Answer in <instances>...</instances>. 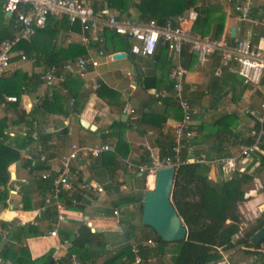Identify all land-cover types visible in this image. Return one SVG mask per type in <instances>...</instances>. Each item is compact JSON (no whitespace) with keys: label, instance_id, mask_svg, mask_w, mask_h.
<instances>
[{"label":"crops","instance_id":"obj_1","mask_svg":"<svg viewBox=\"0 0 264 264\" xmlns=\"http://www.w3.org/2000/svg\"><path fill=\"white\" fill-rule=\"evenodd\" d=\"M82 1L90 6L94 12L107 9L118 19L128 20L134 24L145 23V18L139 16L133 7L129 8L127 15L118 16L116 11L106 6L104 0ZM213 4H219L224 13L223 30H226L230 35V31L233 29L234 38L240 39L245 37L252 44L261 45L260 39L264 31L260 26L238 23L226 17L232 9V5L227 3L226 0H220L218 3ZM263 8L264 5L261 1L252 0L253 12L251 11V16L262 17L264 20ZM5 18L9 19L10 17L5 16ZM61 18L49 17L45 29L35 34L27 42L30 44L31 57L27 58L22 54L21 50H13L9 67L3 73L4 76L6 77L10 73L20 71L37 83L33 90L27 89L26 94L19 96L16 101L18 103L17 109L26 113L40 98L43 96L49 97L53 91L59 92L62 97L66 96L62 103V108L65 111L64 115H40L39 117L42 118L36 124V129L42 130L45 133L55 134L54 132H58L57 135L55 134V137H50L49 142L52 145L47 151L52 155V158L47 163L48 168L52 171L57 168L59 158L68 150V146L72 144L79 146L108 144L113 149L116 142L115 139L102 141L100 140V136L108 134L110 125L115 121H119L125 125L122 133L125 146L123 149L124 156L116 158L118 169L114 171L112 178L105 177L104 173L101 174L104 169L100 167V163H96L97 160L77 161L76 165L71 167V171L75 173L71 176V183L75 190L82 191L81 199L85 205L84 212H87L88 208H92L93 211L89 213V216H85L86 220H84L81 213L67 211L63 207L65 219L58 227L56 237L45 235L53 228L51 221H47L46 223L40 222L41 218L39 214H35V211L41 205L36 209H31L33 195L35 192L39 193L33 187L30 178L27 179V176H30L27 172L28 168H23L18 163L12 164L8 168L10 182L4 192V201L11 202L13 207L15 206L13 201H16V205L17 203H21L22 208L20 210L14 209L11 212L5 210L4 206L0 205V220L5 226L0 227V252L3 248H7L12 252L24 249L28 251L32 260L49 252L51 253L50 258L52 262H58L64 258L69 248L67 241H60L58 234L60 230L69 231L74 234L77 223L80 221H83L82 223L85 225L89 222L90 227L88 228L92 232L98 233H119L121 228L119 222L123 220L129 222L130 225L127 226L125 224L123 226H127L129 237L126 240H118L112 242L110 245H106V249L116 251L125 243L130 244L132 247L136 246L135 238L139 233L136 226L140 224V218L139 220L136 219V204H127L112 209V212L115 211L116 215H113L111 212V215L105 216L101 214V211L105 208L108 209L109 204L116 200L117 197L129 199L139 196L140 178L142 175L133 170H127L123 162L143 164L148 160L149 156L158 157L170 145L173 127L179 121L181 115L169 94H166L163 98H154V94L161 91L168 92L169 90L168 73L178 60L175 55H171L167 51L158 48L152 57H135L134 60H130L128 58L129 41L125 38L123 39L128 43L125 51L119 50L106 54L100 49L88 47V41L95 40L98 31L95 34H82L81 31L71 30V26L68 23V28L66 26L60 27L56 21H60ZM4 24H7V20L4 21ZM55 24L56 26H53ZM15 27L17 26L14 22ZM54 30L56 34H53ZM68 44L82 45L85 53L65 62L90 55V57L97 61V66L95 68L88 67L84 79H80L74 74H67L64 84H60L52 90H46L38 83L39 74L48 66L44 62V54L54 46L63 48ZM98 52H101L102 56H98ZM121 52L126 54L125 58L112 60V55ZM20 54L24 56V60L20 59ZM187 55V60H184V68L186 70L184 78L185 97L187 100H194V102H205L202 116L197 120L192 119V127L194 129L192 143L194 150L210 158L224 156L223 154H227V156L235 155L238 145L244 144L248 139L252 141L249 132L255 130L257 126L251 118L243 115V111L247 108L256 109L253 108L254 98L260 103L264 102V87L260 85L257 87L245 86L238 77L224 70H220V73L215 75L214 71L218 64L215 65L212 56L204 64L198 65L195 63L193 55L188 52ZM138 58L140 60H137ZM133 69L134 71L132 72ZM127 74H130V76L127 77ZM71 76L76 77L78 83L76 86L72 82H69L73 79H69ZM90 79H93L97 85L94 90L83 87V84ZM236 79L239 82H236ZM65 83H68L69 91L64 86ZM70 90L77 93V106L75 108H72L73 99L69 96ZM219 92L221 94L217 99V93ZM7 96L13 95H4L2 97L3 99L0 102V119L6 118V124L8 125L7 132L10 131L12 136L19 135L22 133L23 128L10 125V121L15 118L17 111H13L10 108L13 103H4V98ZM242 103L247 108L241 109L240 105ZM125 107L131 109L134 112L133 115L122 113ZM211 113L219 115L217 118L224 115H235L237 121L232 129V133L237 138L234 139V136L230 137L220 134V137L215 139L212 133H209V130L198 131V125L204 124L209 126L217 119L205 122L204 119L208 118ZM122 115L126 117L121 122L120 118ZM74 119L76 122H73ZM79 119L88 123L93 129L82 128L78 124ZM63 129H65L64 133ZM7 132H4V134ZM35 147L36 143L34 142L27 146L22 151V157L29 158L33 156ZM213 147H215L214 150H209ZM254 152L264 156V151L259 150L258 147ZM252 163L253 174L256 175L258 165L255 166V163L258 162L252 161ZM93 164H96V166L93 167ZM215 169L210 167L208 171V178L212 181L216 178ZM82 172L85 173L80 176ZM210 175L212 178L209 177ZM77 176H80L81 180L85 181L84 188H81L80 183L76 181ZM147 180L148 177L146 176L145 184ZM115 187H117L116 190H114ZM24 195L25 200L22 199ZM251 196H253L252 193L244 192L246 200L237 206L238 212L243 217V223L239 227V232L235 235L239 237V241H241V233L253 223V220L264 208V200L253 205V199H250ZM38 197L41 200L43 196L39 195ZM20 214L21 216H19ZM18 219L35 221L36 226L34 227L38 228L41 235L38 238H23L20 232H17L21 228L17 226ZM41 223H44L45 226V230L43 231L39 228L42 225ZM46 225L49 226V229L46 228ZM143 244L144 242L141 243V245ZM242 250H222L220 252L221 258L216 264H264V255H244ZM166 256L169 258L170 254L163 255L159 259L160 264L165 263L163 259ZM156 259L157 257L153 255L152 258L150 257L148 264L158 263ZM0 260L10 264L9 260L3 259L1 256ZM93 261L92 263H88L87 261L85 264H101L103 257L95 258Z\"/></svg>","mask_w":264,"mask_h":264},{"label":"trees","instance_id":"obj_2","mask_svg":"<svg viewBox=\"0 0 264 264\" xmlns=\"http://www.w3.org/2000/svg\"><path fill=\"white\" fill-rule=\"evenodd\" d=\"M230 5L237 3V0H229ZM106 6L117 12V15H127L128 9L133 7L137 14L145 18V23L149 20H153L157 26L161 27L165 20L176 15L181 14L184 10L193 8L196 12V19L191 26V34L196 35L199 38L208 37L210 39H216L223 28L224 13L222 12L219 4H199L194 5V0H104ZM264 10V8H263ZM253 12V11H252ZM7 20V24L4 21ZM49 20V19H47ZM60 27L66 26L67 21L65 17H62L60 21H56ZM53 26H56L53 25ZM71 26V30L80 31L79 25L74 23ZM68 28V27H67ZM45 29V28H44ZM42 29V30H44ZM17 28H14V19L10 17L5 18V15L1 11L0 2V43L7 38H10ZM41 30L35 32L37 34ZM56 31H53V34ZM34 34V35H35ZM96 34L95 40L88 41V47L94 49H100L106 54L116 52L119 50L125 51L128 47V43L122 37L116 35L108 28H102ZM31 39V38H30ZM29 39V40H30ZM28 40V41H29ZM28 41H21L15 47L14 50H21L22 54L27 58L31 57V49ZM159 49L166 51L164 47ZM156 52V51H155ZM85 49L79 44H68L63 48L54 46L50 51L44 54V62L49 66L52 64L61 65L67 60L73 59L77 56L84 55ZM187 49L183 48L180 53V64L184 67V60H187ZM215 65L218 64L219 55L214 53L212 55ZM71 81L75 86L78 84L76 77ZM36 80V79H35ZM39 83V82H38ZM64 84V82L62 83ZM37 85L36 81L28 78L20 71L10 73L8 76L2 74L0 76V102L4 95H13L16 97V101L20 95L26 94L27 89L30 91ZM260 86L264 87V76L261 78ZM68 88V83L65 85ZM29 92V91H28ZM221 92L217 93V99ZM69 96L73 99L72 108L77 106V93L70 90ZM66 97V96H64ZM59 92L53 91L49 97L43 96L36 102L34 106L28 111L23 112L18 110V103H13L10 108L13 111H17L15 118L10 121V125L13 127H22L23 131L19 135H13L9 137L4 134L7 132L8 125L6 124V118L0 119V205L4 206V192L10 182V174L8 168L12 164H20L23 168H28V174L33 178L35 190L39 195L47 192L50 184L51 177L41 180L38 173L47 170L48 166L45 163H37L36 156L33 155L29 158L22 157V151L33 142L42 145L44 151H48L49 147L46 143L50 139V133H45L42 130L35 128L36 117L40 115L59 114L64 115L65 111L62 108L63 100ZM229 119L232 120L229 121ZM237 117L233 114L224 115L216 119L211 125H198V131L209 130L215 139L220 137V134L230 137L233 135L232 129L236 125ZM124 124L119 121L113 122L109 127V133L100 136V140L115 139L113 146V152H107L99 155L96 163H100V167L104 169L105 177H113V173L118 169L116 158L123 157V149L125 146L122 133L124 131ZM63 133L65 129L62 130ZM56 135L58 132H54ZM252 141L247 140L244 144L249 145ZM171 144V143H170ZM257 147L259 150L264 151V137L258 140ZM170 145H168L164 152L158 157H163L169 154ZM215 147L209 149L214 150ZM219 153V151H218ZM193 155H199L198 152L193 151ZM227 156V154H223ZM251 157L253 162H258L257 172L264 174V156L252 152ZM52 158L50 153H46V160ZM93 167L96 164L92 165ZM209 168L204 165L198 164H184L177 167L174 173V179L172 184V190L170 195L171 204L186 229V237L183 241L173 243L161 242L153 233L150 228L143 227L140 224L136 226L139 230V236L135 238L136 247L138 249L139 256L142 259V264H148L150 257L153 255L159 259L164 255V248L172 246L173 249L170 252L169 263L170 264H216L221 256L222 250L243 249L244 255H264V239L261 243L255 247H251L248 243V238L264 225V208L253 220L246 230L241 233L240 239L234 241L235 235L239 232V227L243 223V217L238 212L237 206L239 203L246 200L244 198V186L250 182L252 176L247 175H233L228 179L214 182L208 178ZM256 172V173H257ZM135 179L136 176H134ZM144 175L140 178V187L142 189V181ZM146 180V177H145ZM81 177L77 176V182H81ZM145 184V182H144ZM148 188H153L154 180L150 181V176L147 180ZM117 187L114 188L116 190ZM81 190H75L70 194H63L60 197L61 204L67 211L84 212L85 205L82 203ZM25 200V195L22 196ZM127 204H136L135 211H141V197L122 199L117 197L116 200L109 204V208H105L101 211L102 215H111L112 209L122 207ZM55 213L52 207H46L44 211L39 214L41 220L51 221ZM21 216V214L19 215ZM129 222L121 221L119 233H98L91 232L83 223H77L75 233L72 234L69 231L60 230V241H67L69 248L66 256L58 262H52L51 253H46L37 259H30V255L27 250L20 249L17 252H12L7 248H3L0 252V256L3 259L9 260L10 264H69L68 258L70 255H74L80 262L85 264L94 262L93 259L103 257L101 264H126L130 263L133 258L132 246L125 243L116 251H110L106 249V245H110L112 242L118 240H126L129 237L127 226ZM0 227H5L0 220ZM17 232H20L21 236L28 237L40 236L41 233L37 231L36 227L27 226L26 228H19ZM49 229V226H48ZM151 240L154 243V247L150 248L141 245L146 240ZM156 261V262H157Z\"/></svg>","mask_w":264,"mask_h":264},{"label":"built area","instance_id":"obj_3","mask_svg":"<svg viewBox=\"0 0 264 264\" xmlns=\"http://www.w3.org/2000/svg\"><path fill=\"white\" fill-rule=\"evenodd\" d=\"M264 5V0H259ZM1 11L10 14L14 19L17 31L0 43V76L8 69L14 47L21 41H28L36 31L45 28L49 17H65L67 23L72 25L77 23L82 34H95L102 28H108L116 35L129 41L128 54L135 57L149 58L155 54L159 47H164L166 51L177 57V62L172 66L168 73L169 90L161 91L154 94V98H163L166 94L170 95L175 107L180 112V119L176 122L172 130L171 144L169 154L163 157L149 156L143 164H132L123 162L127 170H133L144 177L153 175L158 169L173 168L174 171L178 166L184 164L204 165L208 168H216L219 177L228 179L233 175H253L251 153L257 149L258 140L264 137V102L258 104L256 109L247 108L243 115L251 118L257 128L249 132L252 142L249 145L240 144L236 148L235 155L207 157L203 154L193 155L194 145L192 119L196 114L191 109L189 102L184 96V78L185 68L180 64V53L183 48L194 56L195 63L204 64L214 53H218V65L214 71L215 75L224 70L227 73L238 77L245 86H259L261 78L264 76V34L260 44H252L247 38L240 39L231 37L226 30L216 39L208 37L199 38L191 34V26L196 19V12L193 8L185 10L182 14L165 20L164 24L159 27L153 20L143 24H134L128 20L118 19L107 9L94 12L90 6L82 0H0ZM229 3V0H226ZM252 0H238L232 6L230 14L226 17L238 23H247L252 26H260L264 31V20L262 17H252ZM228 19V18H226ZM102 56L101 52L97 53ZM20 59L24 56L20 54ZM97 61L87 55L74 61L64 62L61 65H49L43 70L38 81L46 90L62 84L67 74H74L80 79H84L87 74V68H95ZM130 74H127L129 77ZM84 88L96 89L97 85L93 79L83 84ZM16 98L7 96L4 103H14ZM122 113L133 115L129 108H123ZM12 136L9 131L6 133ZM1 141V139H0ZM51 142L46 146L50 147ZM113 149L108 144H93L91 146H79L72 144L68 150L62 154L58 160L55 170L40 172L39 178L45 180L51 177V184L47 194L42 197V205L35 211V214H41L46 207H53L56 211V221L53 228L47 233L51 237H56L58 227L63 223L65 214L60 197L63 194H70L75 189L71 183V176L75 173L71 171V162L94 160L99 155L112 152ZM46 151L42 145L36 144L33 155L36 156L37 163H45ZM28 158V157H27ZM258 163H255V166ZM77 181V177H76ZM85 181L80 182L81 188H84ZM5 210L13 212V204L4 201ZM17 208H22L21 203H17ZM116 215V212H112ZM18 227L36 226L33 220L18 219ZM144 246L153 248V241L146 240ZM133 258L130 263L142 264L136 246L132 247ZM69 264H80L79 260L71 255L68 259ZM0 264H8L2 262Z\"/></svg>","mask_w":264,"mask_h":264},{"label":"water","instance_id":"obj_4","mask_svg":"<svg viewBox=\"0 0 264 264\" xmlns=\"http://www.w3.org/2000/svg\"><path fill=\"white\" fill-rule=\"evenodd\" d=\"M10 17V14H5ZM234 30L231 29L230 36L233 37ZM126 54L121 52L111 56L112 60L125 58ZM130 60H134L135 56L128 55ZM134 69L132 70V72ZM122 115L121 122L125 119ZM73 122H76L74 119ZM78 124L82 128L93 129L88 123L79 119ZM173 168L158 169L154 174V186L152 190H144L141 199V211L139 223L143 227L150 228L155 236L163 243H173L183 241L186 237V229L181 220L177 216L171 201L170 195L174 179ZM224 178L216 177L214 182H219ZM86 220V218H84ZM90 227V223L86 224ZM92 232V230H91ZM49 235V234H45ZM264 239V225L255 231L249 238L248 243L251 247H255Z\"/></svg>","mask_w":264,"mask_h":264},{"label":"rangeland","instance_id":"obj_5","mask_svg":"<svg viewBox=\"0 0 264 264\" xmlns=\"http://www.w3.org/2000/svg\"><path fill=\"white\" fill-rule=\"evenodd\" d=\"M87 1H89V0H87ZM218 1H220V0H194V5H197V3H199V4H206V3H218ZM221 1H225V0H221ZM128 11H129V9H128ZM137 60H140L139 58L137 59ZM21 64H22V62H20ZM236 82H239V80L238 79H236ZM40 86L42 87V85H41V83H40ZM184 96H185V93H184ZM185 99L187 100V98L185 97ZM188 102H189V104H190V106H191V109L192 110H194L195 111V113H196V115H194L193 116V119H199L201 116H202V110L205 108V102L203 103V102H194V100H187ZM253 101H254V104H253V108H257V106H258V104L260 103L257 99H253ZM240 107H241V109H245V108H247V106H245V104H241L240 105ZM237 115V114H236ZM241 116V115H240ZM217 117H219V115H216V114H213V113H211L210 115H209V117L208 118H205L204 120H205V122H209V121H211V120H215ZM40 118H42V117H39V116H37L36 117V122H35V124H37V122H39V119ZM218 119V118H217ZM229 121H231L232 122V120L231 119H229ZM40 127H41V124H40ZM35 128H36V126H35ZM56 135L55 134H51L50 135V137H55ZM69 147V146H68ZM67 147V148H68ZM67 151V150H66ZM76 164L74 163V162H71V164H70V166L72 167H74ZM92 171V170H91ZM93 171H94V169H93ZM92 171V172H93ZM215 176L216 177H219V173H218V170L217 169H215ZM256 172V171H255ZM254 172V173H255ZM85 173V172H84ZM84 173L82 172L81 174H80V176H82V175H84ZM104 173V171L101 173V174H103ZM39 174V173H38ZM94 176V175H93ZM36 177H39V175L38 176H36ZM210 178H212L211 177V175L209 176ZM28 178H30V181H31V183H32V185H33V187H34V182H33V178L32 177H30V176H27V179ZM144 182H145V178H144V180L142 181V189L140 190V192H139V196L141 197V199H142V193H143V191L144 190H152L153 188H148V186H147V181H146V184L144 185ZM244 192L245 193H249V194H253V196H251L250 197V199H253V205L254 204H256L257 202H259V201H261V200H264V174H262L261 172H257L256 173V175L255 176H253L252 177V179L250 180V182H248L245 186H244ZM47 194V192H44V193H42V195H43V197L45 196ZM39 194H37L36 192H35V194L33 195V202L31 203V209H36V208H38V206L39 205H42L41 203H42V200H39ZM32 198V197H31ZM13 203H14V207H13V210L15 209H18L17 208V206H16V201H13ZM53 208V207H52ZM53 210H54V213H55V215H54V217H52L51 218V224H53V225H55V221H56V211H55V209L53 208ZM93 210H92V208H88L87 209V212H82L81 213V215L83 216V219H84V217L85 216H89V213H91ZM136 216H137V220H139V218H140V213H139V211H137V214H136ZM40 222H44V223H46L47 221L46 220H40ZM83 221H80V222H78V223H82ZM44 223H41L42 225H40V230L41 231H43V230H45L44 228H45V226H44ZM46 228L48 229V226L46 225ZM37 231L39 232V230H38V228H37ZM139 236V234L137 235V237ZM39 236H37V238H38ZM25 239H27V238H35V237H33V236H28V237H24ZM136 243V242H135ZM173 249V247L172 246H167L166 248H164V255H167V254H170V252H171V250ZM168 256H166V257H164V259H163V261L165 262L164 264H170L169 263V261H168Z\"/></svg>","mask_w":264,"mask_h":264},{"label":"bare ground","instance_id":"obj_6","mask_svg":"<svg viewBox=\"0 0 264 264\" xmlns=\"http://www.w3.org/2000/svg\"><path fill=\"white\" fill-rule=\"evenodd\" d=\"M149 176H150V181L154 180V176H153V175H148L147 177H149ZM9 216H11V215H9ZM238 239H239L238 236H235V237H234V241H236V240H238Z\"/></svg>","mask_w":264,"mask_h":264}]
</instances>
